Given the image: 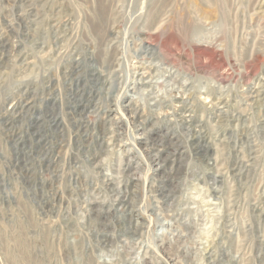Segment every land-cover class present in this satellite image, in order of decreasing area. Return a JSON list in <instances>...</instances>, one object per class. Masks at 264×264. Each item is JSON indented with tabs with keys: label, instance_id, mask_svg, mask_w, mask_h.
<instances>
[{
	"label": "rangeland",
	"instance_id": "rangeland-1",
	"mask_svg": "<svg viewBox=\"0 0 264 264\" xmlns=\"http://www.w3.org/2000/svg\"><path fill=\"white\" fill-rule=\"evenodd\" d=\"M0 264H264V0H0Z\"/></svg>",
	"mask_w": 264,
	"mask_h": 264
},
{
	"label": "bare ground",
	"instance_id": "bare-ground-1",
	"mask_svg": "<svg viewBox=\"0 0 264 264\" xmlns=\"http://www.w3.org/2000/svg\"><path fill=\"white\" fill-rule=\"evenodd\" d=\"M263 89V88H262ZM259 92V91H258ZM255 94V93H254ZM252 96V95H251ZM257 96V95H256Z\"/></svg>",
	"mask_w": 264,
	"mask_h": 264
}]
</instances>
